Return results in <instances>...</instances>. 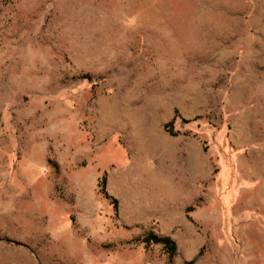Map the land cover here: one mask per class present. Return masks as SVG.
<instances>
[{
  "label": "rangeland",
  "instance_id": "rangeland-1",
  "mask_svg": "<svg viewBox=\"0 0 264 264\" xmlns=\"http://www.w3.org/2000/svg\"><path fill=\"white\" fill-rule=\"evenodd\" d=\"M0 264H264V0H0Z\"/></svg>",
  "mask_w": 264,
  "mask_h": 264
},
{
  "label": "trees",
  "instance_id": "trees-1",
  "mask_svg": "<svg viewBox=\"0 0 264 264\" xmlns=\"http://www.w3.org/2000/svg\"><path fill=\"white\" fill-rule=\"evenodd\" d=\"M173 134V133H171ZM190 212V209L187 210V213ZM144 244L146 246L150 244H158L162 247V249L170 256H174L176 252V246L175 243L169 238V237H161L157 238L155 235L152 233H149L145 239H144Z\"/></svg>",
  "mask_w": 264,
  "mask_h": 264
},
{
  "label": "bare ground",
  "instance_id": "bare-ground-1",
  "mask_svg": "<svg viewBox=\"0 0 264 264\" xmlns=\"http://www.w3.org/2000/svg\"><path fill=\"white\" fill-rule=\"evenodd\" d=\"M162 138V137H161ZM160 138V139H161ZM140 144L141 145H143V142L141 143L140 142ZM151 144V143H150ZM141 176H142V174H141ZM150 176H152L151 175V173L150 172H148L147 173V177H150ZM128 180H129V178L128 177H126V176H124L123 178H121V180L119 181V188H120V191L122 192V193H125V192H127L128 190H130V188H126L125 186H126V183L128 182ZM132 185V184H131ZM131 187V186H130Z\"/></svg>",
  "mask_w": 264,
  "mask_h": 264
}]
</instances>
